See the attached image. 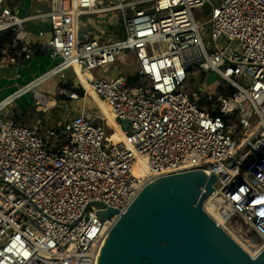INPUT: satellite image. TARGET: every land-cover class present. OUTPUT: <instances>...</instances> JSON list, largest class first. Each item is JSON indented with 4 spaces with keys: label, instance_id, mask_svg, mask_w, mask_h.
I'll use <instances>...</instances> for the list:
<instances>
[{
    "label": "built area",
    "instance_id": "built-area-1",
    "mask_svg": "<svg viewBox=\"0 0 264 264\" xmlns=\"http://www.w3.org/2000/svg\"><path fill=\"white\" fill-rule=\"evenodd\" d=\"M21 1L0 0V68H19L20 79L35 51L54 64L0 102V264H97L119 218L100 212H124L151 181L197 170L216 176L209 196L222 220L264 245V0H48L24 15ZM82 16L116 23L81 32ZM128 53L134 71L93 73ZM69 70L85 75L119 128L130 120L123 140H109L115 129L85 105L88 92L71 90L82 103L42 132L40 120L7 118L4 108L30 92L38 110L58 108L38 87L66 83ZM212 74L233 91L202 105L197 91ZM200 75L202 91L187 92Z\"/></svg>",
    "mask_w": 264,
    "mask_h": 264
},
{
    "label": "water",
    "instance_id": "water-1",
    "mask_svg": "<svg viewBox=\"0 0 264 264\" xmlns=\"http://www.w3.org/2000/svg\"><path fill=\"white\" fill-rule=\"evenodd\" d=\"M119 123L130 127L129 119ZM215 181L197 170L145 186L110 230L97 264H264V249L249 255L205 211Z\"/></svg>",
    "mask_w": 264,
    "mask_h": 264
},
{
    "label": "rangeland",
    "instance_id": "rangeland-1",
    "mask_svg": "<svg viewBox=\"0 0 264 264\" xmlns=\"http://www.w3.org/2000/svg\"><path fill=\"white\" fill-rule=\"evenodd\" d=\"M22 6L25 5V0H22ZM35 5V6H33ZM32 7H38L42 10L43 7L38 5V3L33 4ZM35 11V10H33ZM205 9H196L194 11L195 19L198 23L205 20L204 15ZM105 14H99L96 15L97 17H102ZM95 17V16H94ZM108 19L107 17L105 20ZM103 20V19H101ZM81 21V32H88V31H96L100 32L103 30H107L108 28H113V23H116V20L109 19L108 23L103 27V24H92L89 22L88 18L86 17H80ZM48 23L45 24L44 28H47ZM202 37L205 41L208 40L207 33L205 31H201ZM209 48V47H208ZM44 57V56H43ZM40 58H37L35 62H30L29 69L27 71H20L22 75H24L27 78H33L34 75H38L39 73L45 71L48 67H50V62L47 59L38 60ZM133 61V57L131 53H128L127 55L121 54L117 57L115 66L110 68L109 71L103 72L101 69L98 71H94V74H97L98 77H107L110 80H112L115 75L117 74L118 68H122L124 74L128 73L130 69H132L131 63ZM53 63V61H52ZM50 64V65H49ZM54 64V63H53ZM129 69V70H128ZM5 75H12L14 73V67H8L6 69L0 68V74ZM68 80L67 84L63 83L59 78L50 79L48 83H45L44 85L38 87L40 91L50 93L53 98H55L58 102V108L53 109L50 112H42L38 110L34 103V96L33 93L30 92L26 95H24L22 98L17 99L13 101L11 104L7 105L5 109V114L7 115V118L10 121H13L14 123H18L20 125L32 128L36 126L37 121L40 120V132L44 130V127L47 126H54L55 123L59 119L66 118L68 115L71 114L72 110L75 109L77 106H79L82 103V100L74 99L69 100L68 95L70 94L71 90L73 89L81 96H86L87 91L86 89L81 85V83L78 81H81L80 76L75 71L72 73L71 70L68 72ZM26 74V75H25ZM105 74V75H104ZM23 76V77H24ZM205 75L200 76H191V80L186 81V91L192 92L193 90L199 89V91H202L199 87L202 84V78H204ZM202 87L205 89L203 92H198V96L196 97L197 102L201 103L202 105L210 104L211 102H216L220 96H224L230 92L233 91V87L223 81H221L217 75L212 74L210 75L209 79L207 81L203 82ZM59 88H63L64 92L61 94L59 93ZM15 91V89L13 90ZM63 95V96H62ZM62 96V97H61ZM85 105L89 109L96 110L98 109H104L105 105L103 101L98 98L97 96H94L91 98V95H88ZM104 124L107 123V121H103ZM115 129V132L108 127L107 130V136L110 141L116 140V131L117 128L113 127ZM121 129V128H120ZM122 137H124V132L121 129L120 130ZM111 136V137H110ZM245 231V229H243ZM245 235L244 233H242ZM253 240L255 238H252ZM255 241V240H254Z\"/></svg>",
    "mask_w": 264,
    "mask_h": 264
},
{
    "label": "bare ground",
    "instance_id": "bare-ground-1",
    "mask_svg": "<svg viewBox=\"0 0 264 264\" xmlns=\"http://www.w3.org/2000/svg\"><path fill=\"white\" fill-rule=\"evenodd\" d=\"M77 73H78V75L80 76V78H81V81H84L85 82V89L87 90V92L92 96V97H94V96H96L94 93H93V90L90 88V86H89V84L85 81V75L84 74H82V73H80V71H76ZM87 75L89 76L90 74L89 73H87ZM104 103V102H103ZM104 105H105V107H104V109H101V110H99L100 111V113L102 114V115H104L107 119H108V121H109V123H111V125L113 126V127H116L117 128V131H116V140L115 141H121V140H123L124 139V137H122V134H121V132H120V128H119V126H118V124L114 121V119H113V117H112V115L110 114V112H109V108H108V106L104 103ZM142 161V160H141ZM138 173L140 174V173H142V170H139L138 171ZM146 173V172H145ZM162 178V177H161ZM157 180V179H156ZM155 180V181H156ZM155 181H151L148 185H151L153 182H155ZM147 186V185H146ZM144 189V188H143ZM139 196L138 195H136V199L138 198ZM212 199H213V197L211 198L210 196H208L207 197V199H206V201H204V203H203V207H204V209H205V211L212 217V219H214L216 222H217V224L219 225V226H221L226 232H229V235L249 254V255H251V256H256L257 255V253L261 250V249H263V247H264V245L262 244V243H260V244H258L256 241H254L252 238H250L249 236H247V235H243L242 233H240V230H239V228H238V226H237V223H235V222H233V221H231V222H224L223 220H222V218H221V216H219L218 215V213H217V211L216 210H214V203H213V201H212ZM134 201V200H133ZM132 201V202H133ZM130 206V205H129ZM129 206L127 207V208H129ZM127 208L125 209V211L127 210ZM116 210V209H115ZM118 211V210H117ZM125 211L124 212H119L118 211V216L120 217V215L121 214H123V213H125ZM113 215H115V214H113ZM119 219V218H118ZM114 226V224H112V227ZM112 227H110L111 229H112ZM111 229H109V232H110V230ZM109 232H108V234H109ZM107 237H108V235H107ZM106 239L107 238H105V241H104V243L106 242ZM104 245V244H103Z\"/></svg>",
    "mask_w": 264,
    "mask_h": 264
},
{
    "label": "crops",
    "instance_id": "crops-1",
    "mask_svg": "<svg viewBox=\"0 0 264 264\" xmlns=\"http://www.w3.org/2000/svg\"><path fill=\"white\" fill-rule=\"evenodd\" d=\"M38 3V5H40L41 7H43V9H47L49 2L48 0H25V5L22 6V9L19 11L21 15H24L27 12V8H38V7H32L33 4ZM35 6V5H33ZM46 23L40 24V25H35L32 23H29V27L31 29H34L35 31L37 29H40L42 27L45 26ZM92 32H96V31H92ZM97 33V32H96ZM44 56V57H43ZM37 58H40L38 60H42V59H47L50 62V67L52 66V60H50L49 56L45 53H41L39 51H35L34 53V58L31 59L32 62H35V60ZM28 62V64H30V62ZM129 65H131L132 69H128L129 72L130 71H134L135 67L133 66V61L131 63H129ZM50 67H48L46 70H48ZM19 68L14 67V73L12 75H5V74H0V102L3 101L7 96H9L11 93H13L14 89L16 90L18 88V86L26 84L28 82H30L31 80H33L36 76L44 73L45 71L39 73L38 75H34L33 78H27L24 75L21 76L20 79H16L15 78V73L17 72ZM121 71V73L123 75H127L128 73L124 74L122 68H118L117 72ZM26 75V74H25ZM24 76V77H23ZM67 84V83H66Z\"/></svg>",
    "mask_w": 264,
    "mask_h": 264
},
{
    "label": "trees",
    "instance_id": "trees-1",
    "mask_svg": "<svg viewBox=\"0 0 264 264\" xmlns=\"http://www.w3.org/2000/svg\"><path fill=\"white\" fill-rule=\"evenodd\" d=\"M81 82H82L83 87H85V82H84V81H81ZM72 90H73V89H72ZM62 96H63V95H62ZM62 96H61V97H62Z\"/></svg>",
    "mask_w": 264,
    "mask_h": 264
}]
</instances>
